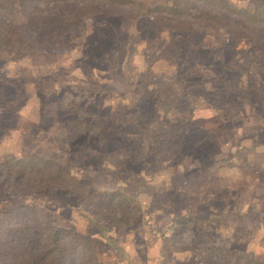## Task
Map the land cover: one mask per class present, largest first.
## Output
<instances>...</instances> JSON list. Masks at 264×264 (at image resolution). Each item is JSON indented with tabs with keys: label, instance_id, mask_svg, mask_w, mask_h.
Segmentation results:
<instances>
[{
	"label": "rangeland",
	"instance_id": "1",
	"mask_svg": "<svg viewBox=\"0 0 264 264\" xmlns=\"http://www.w3.org/2000/svg\"><path fill=\"white\" fill-rule=\"evenodd\" d=\"M36 5V27L17 2L0 16V32L38 33L0 41V217L11 210L17 222L0 231L2 264H31L4 244L37 226L33 264L50 257L53 229L62 264H264V49L208 17L169 13L185 0ZM33 154L56 159L85 193L28 181L39 175L18 160Z\"/></svg>",
	"mask_w": 264,
	"mask_h": 264
},
{
	"label": "trees",
	"instance_id": "2",
	"mask_svg": "<svg viewBox=\"0 0 264 264\" xmlns=\"http://www.w3.org/2000/svg\"><path fill=\"white\" fill-rule=\"evenodd\" d=\"M28 0H0V16H9L12 15L13 12L16 10L14 6L16 2L20 11L25 14V17L29 21V25L31 27H36L37 23L40 21V18L37 16V5L36 2L38 0H33L32 3H28ZM187 7L182 10H178L173 8V10H169L170 14L182 16L184 19L194 18V17H208L211 21H217L221 28L226 29L232 35L231 39L235 42L238 40H244L245 42H251V45L261 46L264 49V10L256 11V7L251 8H244V9H236L232 6V4L228 3L226 0H185ZM200 3V4H198ZM94 12L98 13H107V8H100L98 6H94ZM156 10L159 12L162 9L168 10L166 6H162L159 4L155 7ZM169 27L174 29L176 25L172 23L170 20L166 19L165 22ZM178 25H181L177 23ZM187 24V23H185ZM185 27V26H183ZM177 28V27H176ZM2 32H0V41L5 37V35L10 37H24V32L32 33L33 29L24 30V28L14 29L13 32L16 33L15 35H11L8 33L6 28H1ZM3 33L5 35L3 36ZM19 34V36H18ZM32 36H29V39H37L38 33H32ZM28 39V40H29ZM8 42L9 44H13L16 42ZM30 47L35 50H46L51 49V45L47 44H35L33 42L30 43ZM235 81V80H234ZM29 159V160H27ZM49 161H52L49 163ZM40 162V163H38ZM19 165L21 166L22 170H31L29 174H36L39 175L38 181L30 180L29 177L27 178L28 181L35 182L40 186H48L54 185L57 188H66V189H73L78 193H85L83 187L85 184L74 180L71 176L69 171H66V168L61 165L60 162H57L56 159L49 160L47 157H43L40 154H33L27 157L20 158L18 160ZM60 163V164H59ZM24 165V167H23ZM46 170H58L53 173H49ZM26 172L22 171L19 173V176L26 180ZM51 175V177H47ZM119 194V193H115ZM20 209L28 210L30 207L24 206L20 207ZM11 214V210L2 213V217H0V231L4 233H9L11 230H15V226L17 222H8V216ZM40 226H37L33 229L36 231L35 235L33 236H25L23 234L22 238L19 236L18 238H11L12 243H14L17 239H19V244L16 245H9L4 244L8 250H15L18 252H22L25 254L26 259H28V263H36L39 257V253H37V245L39 247V242L35 244L39 237L38 234L41 233ZM19 231L24 233V228H19ZM32 231V230H31ZM62 231L60 229H53L47 231L45 238L43 239L49 248L52 249V253L50 257L44 262V264H62V258L65 256V243L61 241ZM21 233V234H22ZM41 239V238H40ZM84 244L88 248V250L92 249L91 243L87 239H83ZM2 251H6L5 249ZM37 253V254H36ZM247 256L248 261H243L241 257ZM250 255H240L237 258V264H263L261 261L253 260ZM3 257L0 256V264H2Z\"/></svg>",
	"mask_w": 264,
	"mask_h": 264
},
{
	"label": "crops",
	"instance_id": "3",
	"mask_svg": "<svg viewBox=\"0 0 264 264\" xmlns=\"http://www.w3.org/2000/svg\"><path fill=\"white\" fill-rule=\"evenodd\" d=\"M253 247H255V246H253ZM256 249H260V250H258V254H262V255H264V247H261V246H259L258 248H256ZM256 252V250H254V253ZM256 254V253H255Z\"/></svg>",
	"mask_w": 264,
	"mask_h": 264
}]
</instances>
